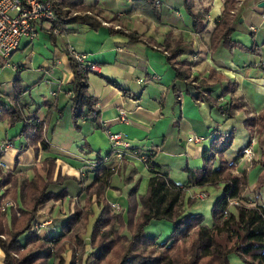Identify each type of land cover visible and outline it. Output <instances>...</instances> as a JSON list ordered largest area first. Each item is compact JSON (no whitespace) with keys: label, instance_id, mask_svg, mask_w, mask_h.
Masks as SVG:
<instances>
[{"label":"crops","instance_id":"crops-1","mask_svg":"<svg viewBox=\"0 0 264 264\" xmlns=\"http://www.w3.org/2000/svg\"><path fill=\"white\" fill-rule=\"evenodd\" d=\"M85 1L88 4L86 7L96 9L91 11L99 17L106 20H121L122 23H127L134 33L127 35L104 26L92 28L89 24H69V32L65 37L53 39L41 33L36 41H25L19 50H24L29 46L33 47L35 43L40 42L42 36L54 44V50L49 58L45 59L36 70L40 74L39 80L45 81L52 93L57 94L56 96L51 94L50 100H44L42 106L49 108L48 112H52L53 117H60V120L67 115V124L69 122L73 128L72 106L68 94L64 92L74 81L72 66L66 56L69 44L72 43L80 52L87 54L88 61L97 66L96 71L88 74V83L89 93L98 103L100 116L96 123L87 119L81 121L80 132L86 136L85 141L89 151H92L95 158L98 155L106 158L108 154H111L105 162L107 167L117 170L112 180L113 191L111 190V193L117 191L121 196L117 198L108 192L110 201H120L126 206V193L137 182L139 183V196L144 197L147 194L151 173L141 161V156L147 153L153 155L154 163L169 169L170 176L175 182L185 184L187 167L200 169L204 166L203 153L211 148L214 139L213 132L216 130V134H221L223 137L234 133L231 148L225 152L228 159H233L234 154L236 152L238 154L241 149L247 146L252 147L253 158L241 157L239 160L238 172H244L249 181V187L243 199L251 207L256 204L264 206L262 191L264 186V133L254 136L249 126L253 116L264 111V4H262L264 0H247L243 22L234 32L235 38L233 37L232 45L229 46L230 50L232 47L241 45L247 31L250 32L251 28L255 29L251 31V38L256 52L246 51L242 58L245 70L237 74L228 73L230 72L228 69L235 65L234 57L225 50L215 53L209 51L214 36L218 33L217 27L225 11L226 0H197L195 2L192 9L197 12L210 9L205 22L207 30L201 35L194 31L193 19L187 10L176 11L168 5V0H154L157 14L152 13L154 7L150 6L146 0H95V4L88 0ZM109 1L114 2L113 8H109ZM174 1L184 2V0ZM155 15L158 20L155 19ZM94 23L97 22L94 21ZM139 35L146 39L149 38L153 43L158 42V46L166 47H168V36H171L175 43L181 40L183 54L179 57L180 62L188 61L193 64L190 73L196 79L207 82L212 70L221 75L222 79L216 84L210 83L209 87L202 86L200 90L202 98L197 101L195 96L198 91L189 87L185 78L177 77L175 62L173 63L158 50L150 47L145 39H139L137 37ZM234 51L233 49V54ZM33 54L34 51L31 53V58ZM194 54L199 58L195 63L191 58ZM0 59L3 58L0 57ZM29 61H31L29 65L34 66L33 59ZM250 67L251 72H247ZM4 68H7L6 65ZM18 72L12 80L5 83L0 81L1 102L4 104H10L16 95L14 82ZM22 75L24 93L20 98V103L28 105L23 112L28 115L34 113L35 110L31 108L33 107L32 102L30 103L25 98L31 84L26 81L25 74ZM229 82L238 83L236 97L241 98L245 107L233 112L231 116L222 114L221 116L217 106L202 99L204 95L220 97ZM7 83L11 86L9 85L6 89L9 93L4 97L2 89L8 85ZM229 97V95L226 96V102ZM226 102L224 101L223 105ZM121 111L127 113L128 123L121 122ZM45 112L46 108L38 112V118L44 120ZM104 124L111 132L128 133L129 143L133 148L138 149L139 153L128 152L124 159L116 158L110 148L111 144ZM24 137H26L25 134ZM191 137H201L203 141L189 142ZM6 142L14 145L13 150L18 154L20 168L27 164L21 159L35 156L32 149L25 150L27 140L25 143L20 142L19 146L14 141ZM233 151L235 153L232 154ZM44 155L46 156L47 153L43 152L42 157ZM83 157H85L83 154L80 156L76 154L74 159L70 158L65 162L77 173L78 169L90 170L88 166L97 162V158L85 165L75 162L78 159L83 161L85 159ZM27 165H32V162ZM219 166L220 160L217 159L215 168ZM89 175L92 174L89 173ZM212 188L214 187L192 188L187 192V198L203 192H207L209 196ZM72 195L76 196L78 193ZM199 201L204 202L206 199H199ZM0 264H4V254L1 248Z\"/></svg>","mask_w":264,"mask_h":264},{"label":"trees","instance_id":"trees-1","mask_svg":"<svg viewBox=\"0 0 264 264\" xmlns=\"http://www.w3.org/2000/svg\"><path fill=\"white\" fill-rule=\"evenodd\" d=\"M146 1L154 7L152 13L157 14L155 1ZM196 1L184 0V7L193 19L194 31L201 35L207 30L205 22L210 9L195 11L192 8ZM85 6V0H59L55 3L57 22L64 27L67 34L69 24H89L92 28L102 26L94 23L89 16H73L65 11L67 7L73 11L84 7L83 10L93 12ZM233 7L234 1L226 0V8L218 24L217 32L226 25ZM155 19L158 20L156 15ZM167 43L168 47L175 51L173 59L183 54L181 42L175 43L172 37L168 36ZM253 51L256 52L254 48ZM69 61L74 81L64 92L68 94L72 106L74 129L80 131L81 121L87 119L96 123L100 113L98 103L89 93L88 74L93 71H86L72 59ZM20 74L21 72H18L15 78L16 95L11 103H2L0 96L2 108L0 121L7 120L8 125L23 123L22 134L26 135L27 142L30 141L25 150L33 149L38 156L40 152H49L51 149L50 144L43 139L45 119L38 118V111L28 115L23 113L28 105L20 103L24 93L23 79ZM185 76L177 74L179 79ZM221 79L222 76L212 70L207 82L201 81V85L194 88L198 91L196 100L200 101L202 98L200 92L202 86L209 87L211 84L220 82ZM238 86L237 82H229L221 96L216 98L217 101L213 106L218 107L220 114L231 116L233 112L245 107L243 102L235 96ZM228 95L231 96L226 102ZM221 98L224 100L220 101ZM224 101L225 105H223ZM259 120L261 123L264 122V111L259 115ZM213 137L211 148L203 153L204 166L200 169L189 167L185 169L187 174L185 184L175 182L167 167L154 163L152 154L142 155L147 158L145 165L151 173L148 190L144 197H140L138 182L128 190L126 220L115 216L111 205L104 198L105 191L112 187L113 177L117 173L115 168L105 165L111 154H108L106 158L98 155L97 162L93 163L95 168L90 171L91 182L86 185L85 190L81 188L77 195L82 196L85 191L88 194L89 203L95 196L96 202L101 206L90 243L91 250L98 249L100 255L98 254L97 257L95 252L89 253L86 264H114L115 262L116 264H230L232 255L238 256L247 264H264V206L256 204L251 207L244 202L243 195L249 187V181L244 172H238L242 149L236 157L228 159L225 152L231 148L234 133L223 137L221 134H216L215 130ZM131 152L139 153L136 148H133ZM2 157L3 155L0 154V160ZM53 158L46 162L49 167L47 166L45 175L37 173L32 180L20 185L18 191L15 189L14 192L11 190L2 193V179L0 180V248L4 254V264H63L61 258L54 255L52 247L66 241L75 242L80 249L85 250L82 231L87 225L88 213L82 215L76 212L65 218L61 222V230L43 237L44 239L34 231V224L41 217L40 207L51 201H65L71 194L66 186L68 179L56 173ZM217 159L220 160V166L215 168ZM6 178L11 183L12 175ZM195 187L221 189V194L212 207V225L205 224V218L202 215L190 213L199 199L187 198V192ZM11 196L21 204L20 217L15 212L7 215L1 211L2 200ZM236 199L243 203L232 206L231 202ZM136 218H139V222ZM155 222H167L166 224L172 226V232L165 243H159L157 238L148 236L146 233L147 228ZM182 243L183 249L176 251ZM28 244L35 246L29 249L26 248ZM71 264L76 263L72 261Z\"/></svg>","mask_w":264,"mask_h":264},{"label":"rangeland","instance_id":"rangeland-1","mask_svg":"<svg viewBox=\"0 0 264 264\" xmlns=\"http://www.w3.org/2000/svg\"><path fill=\"white\" fill-rule=\"evenodd\" d=\"M88 1H90L92 4H95V0H88ZM174 2L175 3L173 6H175L176 11H179V12L185 11L184 2H179V1H174ZM108 3L110 6L109 8L114 7L113 1H109ZM87 5L88 4H86V6ZM83 9H84V7H80V8H76V10H74V11L75 12L88 13L89 17L93 21L97 22V24H99V25L101 24L104 27H106L104 25V23L110 24L113 22H118V25L122 26L123 29H125L131 33H134V31L131 29V27L127 23H122L121 20H118V19L106 20V19L99 17L94 12L93 13L87 12ZM91 10H96V9H91ZM245 14H246V8L244 10V14L242 16V19L238 23V25H240L243 22ZM80 17H82V16H80ZM84 17H86V16H84ZM225 27H226V25L224 26V28L220 32L216 33L209 51L211 53H213V52L215 53V52H218L219 50H221V51L225 50L226 53H228L229 55L234 57L233 62L235 63V65L232 66V68L228 69L230 71L228 73L229 74H237L238 72L245 70V69H243L242 58L246 54V51L248 53H252V51H253L254 43H253L252 38H251L252 34H251V31L250 32L247 31V34L244 36V39H243V42L241 43V45H238L236 47H232V49L230 50L229 46L232 45L233 38L231 37V39L229 40V35L228 36L224 35ZM233 34H234L233 37L235 38V33H233ZM222 35H224L223 39L227 43V44H225L226 46L223 48L222 47H214V46L212 47V45L214 44V42L216 40V37L218 38V36H222ZM137 37L141 40L143 38V36H140V35ZM143 39H145V41H147L148 44L152 43L155 46H158L157 45L158 42L153 43L152 41H150L149 38L148 39L143 38ZM222 40H221V43H222ZM25 41H27V40H24L22 42V44H21L22 46H23ZM32 44H34V43H32ZM167 48H168L169 53H170V57L168 59H171V58L173 59V53L175 51L171 50L169 47H167ZM21 49H22V47H21ZM233 49L235 50L234 54L232 53ZM53 50H54V44L48 38H46L45 36H42L40 38V42L38 41V43H35V45L33 47L29 46V47H26L24 50H19V52L17 51L16 54H14L15 56H12L11 59H8V60L0 59V81L2 83H5V82H8V80H10V79L12 80L13 76L16 75V72H18V70H21V74H23L22 76H24V74H25L26 81L29 84H31V88L29 89L30 91L29 90L27 91V94L25 97L27 101H29L30 103L32 102L31 105H33V107H31V106L30 107L32 109H34L35 111H38V112H40L41 110L43 111L46 108V112H45L46 122L45 123H46V130L47 131L45 132L43 129V139L46 140V142H48L50 144V147L52 149L51 152L50 151L45 152V153H47V155H46L47 157L45 155L42 157L43 152H40L38 156H36V154L34 152L35 156L24 157L21 160L26 162L27 164L32 162V165L26 164L25 166L22 165L23 168H20L19 167L20 161H19L18 156H17L18 154H16L13 150L14 146L9 148L5 152H3L1 150L2 149L1 146H3V148H5L4 144L7 143L6 141H12V142L14 141L17 146H19L20 142L25 143L26 137H24V134L20 133L23 130L24 124L19 122L15 125H8L7 120L0 121V147H1L0 148V154L3 155L2 159L0 160V180L2 179L1 180L2 181V183H1L2 193H4L5 191H11V190H13V192H14L15 189L18 191L20 185L32 180L37 173H42L45 175V173H46L45 170L49 167L46 162L48 161V159H52V157H54L53 160H55L56 173H59L62 176H64L63 178L68 179L66 181V186L72 194H77L81 190V188L83 190H85L86 185H89V183L92 180V176H90L89 173H91L90 171L95 168L93 166V164L91 166H88V169H90V170L84 171L82 169H78V173H77L76 170H74L72 167H70L66 163L67 160H69L70 158L74 159L76 157V154L78 156H80L81 154H83L85 156V157H83V158H85L83 161L80 159L75 161L76 163H79L82 165H85V163H87V162L90 163L89 161H91V160L93 161L94 159L97 158V157L95 158V156L92 155V151H89V147L87 146V143L85 141L86 136H84L83 133L80 132L81 130L76 131L73 128L72 124L71 125L69 124V122L67 124V115H65V117L62 120H60L59 119L60 117H59L58 119H54V121H53V117H51V122H47V120L49 119V117H48L49 108L47 109L46 106H42V103L44 100H50L52 91L50 90V87L45 83V81L39 80L38 77L40 74L37 73L36 70L38 69L39 65H42L44 63L45 59L49 58V55L51 54V52ZM32 51H34L33 58L30 57ZM197 53H199V52H197ZM67 57L70 58L69 56H67ZM179 57H176L175 59L172 60L173 63L175 62L174 66L176 64H180L188 74V72L191 70L193 64L189 63L188 61L182 63V62H180ZM191 58L193 60V63H195L199 59L196 54L191 55ZM31 59H33L32 63L34 62V64H33L34 66L29 65V63L31 62L29 60H31ZM8 63L11 65V68H4V65H6V67H7ZM21 67H22V69H20ZM250 69H252V68L251 67L248 68L247 72L248 71L251 72ZM21 74H20V76H21ZM195 80H196V85H194V86L188 85L192 89L197 87V85H201V79L200 80L195 79ZM192 83H195V82H190V84H192ZM7 84L8 85H5L4 86L5 88L2 89V91L4 92V94H3L4 97H6L7 94L9 93V91L6 89L9 87V85L11 86V84H9V83H7ZM209 99H211L212 102ZM202 100L207 101L211 104H214L217 101L216 98H213L209 95H204ZM223 100H224V98L220 99V101H223ZM238 100H241V98H238ZM243 104L245 106L244 102H243ZM249 111H251V110H249ZM248 113H250V112H248ZM259 115L253 116L254 118H252V121L249 123L250 130L254 136H257L259 133H264V122L263 123L260 122ZM58 122H60V123L58 124V126L56 128V125ZM45 123H44V128H45ZM55 128H56V130H55ZM113 133H117V132H113ZM125 134H128V133H125ZM29 144H30V141L27 142V146H29ZM233 153H235V151H233L232 154ZM21 154H22V152L20 153L19 156H21ZM234 155L236 157L237 152ZM56 157H59V158H56ZM43 168H44V170H43ZM8 175H12L11 183L8 182V180L6 178ZM112 189L113 188L111 187L105 191V194H104L105 201L111 205L113 213L115 214V216L121 217L122 219L126 220L127 219L128 198H127V205L126 206L123 205L122 202H120V201L114 202V200H113L111 202L109 197H108V192L110 194L116 196L117 198L121 196V194L117 193V191H114V193H111ZM220 190L221 189L212 188L209 191V196L206 199V201H204V202L199 201L196 205H194L191 208L190 213L202 215L205 218V221H204L205 224L212 225L213 224L212 207H213V204L216 201V199L220 196V195H218L221 192ZM262 191H263V195H264V186L262 187ZM127 193H126V195H127ZM203 193H206L208 195L207 192H203ZM72 194H70L69 197L67 198V200H65V201H58V202L57 201H51V202L41 206L39 209L41 217L38 220V222H36L34 224L33 228H34V231L38 235H40L42 237V239H44L43 237H48L49 235H53L55 233H58L61 230V227H60L61 222L65 218L67 219L68 217H70L71 215H73L76 212H80L82 215L84 213H88L89 217L87 219L88 220L87 225H86L85 229H83V231H82V240L84 241V244H85V250L80 249L77 243L69 242V241H66L65 243H61V244H58L57 246L52 247V251H53L54 255L61 258V260L63 261V264H71L72 261H75L76 264H86V260L89 256V253L95 252L96 253L95 255L97 257L100 255L98 249H96L95 251H92L93 249L91 250L90 243H91V239H92V233H93V228H94L95 222L97 221L98 216L101 212V206H99L98 203L96 202L95 196H93L91 198V203H89L88 202L89 197L85 191L83 192L82 196H77V195L74 196ZM193 197L195 198L196 194ZM2 201H3V204L6 202H12L13 203V207H11L10 209L7 208L6 212H4L2 207H1V211L3 213L9 215L11 212H15L18 217L21 216V212H20L21 204L19 203V201L13 199L12 196L4 198ZM263 202H264V199H263ZM114 204L119 206V209H117V207H114L113 206ZM136 221L139 222V218H136ZM166 223L167 222H161V223L155 222V223L151 224L146 230L147 235L157 238L159 243H165L168 240V238L172 232V226L170 224H166ZM105 237H108V236L105 235ZM2 238L5 239L4 237H2ZM187 241H188V239H187ZM25 245H26V243H25ZM34 246L35 245H33V244H31V245L28 244L26 246V248L33 249ZM183 246H184V244L182 243L176 249V251H179V250L181 251L183 249ZM187 247H188V244H187ZM15 257H18V256H15ZM113 263H114V261H113ZM114 264H116V262ZM230 264H247V263L244 262L238 256L232 255L230 258Z\"/></svg>","mask_w":264,"mask_h":264},{"label":"built area","instance_id":"built-area-1","mask_svg":"<svg viewBox=\"0 0 264 264\" xmlns=\"http://www.w3.org/2000/svg\"><path fill=\"white\" fill-rule=\"evenodd\" d=\"M59 0H0V57L3 59H10L15 52H17L24 40L34 42L39 38L41 33H45L53 39H59L65 37L67 33L65 32L64 27H62L57 22L56 12L54 10L55 3ZM234 7L230 11L229 18L226 22V27L224 29V35H229V40L233 38V33L236 31L238 23L241 21L244 14L245 5L247 0H233ZM168 5L175 8L174 1L168 0ZM176 9V8H175ZM65 11L73 16H89L88 13L75 12L71 8H65ZM88 14V15H87ZM106 28L114 31H120L127 35L132 33L123 29L122 26L118 25V22L113 23H104ZM251 31H255L254 28H251ZM216 37V40L212 47H225L227 44L224 41L223 36ZM223 39V40H222ZM143 40V38H142ZM222 40V43H221ZM221 43V44H220ZM150 47L158 50L165 57L169 58L170 53L166 46H155L150 44ZM221 48V49H222ZM66 56H69V59H73L74 62L78 65H81L85 68L86 71H96L97 66L88 62L87 54L80 52L75 45L72 43L69 44ZM7 68H11V65L8 63ZM177 74L185 75V82L187 85H196V78L190 73L183 69L180 64L174 66ZM142 81H140L141 83ZM190 82H195L190 84ZM53 96H56V93H52ZM211 101V99H209ZM212 102V101H211ZM99 107V106H97ZM2 114V108L0 107V116ZM49 119L47 122H51V117H53L52 112H48ZM58 119V116L53 117ZM120 120L123 123H128L129 117L125 111H121ZM54 121V120H53ZM46 122V120H45ZM44 122V123H45ZM106 133L111 144V150L114 153L115 157L119 160L125 158L128 152H131L133 147L129 143V136L125 133L118 132L113 133L104 124ZM44 131L46 132V123ZM193 143H200L203 141L201 137H191L188 140ZM5 148L2 147V151L5 152L14 145L10 142L4 144ZM0 147V148H1ZM242 157L252 159L254 152L251 146H247L242 149ZM141 161L146 164L147 158L141 156ZM206 193H200L196 195L197 199L205 200L207 199ZM243 203V201L236 199L231 202L232 206H236ZM247 205V204H246ZM119 209V206L113 205ZM250 206V205H247ZM13 207L12 202H6L2 205V209L6 212L7 208Z\"/></svg>","mask_w":264,"mask_h":264},{"label":"water","instance_id":"water-1","mask_svg":"<svg viewBox=\"0 0 264 264\" xmlns=\"http://www.w3.org/2000/svg\"><path fill=\"white\" fill-rule=\"evenodd\" d=\"M262 4H264V3H262ZM263 6V5H262Z\"/></svg>","mask_w":264,"mask_h":264}]
</instances>
